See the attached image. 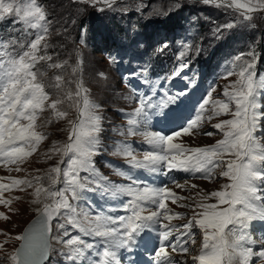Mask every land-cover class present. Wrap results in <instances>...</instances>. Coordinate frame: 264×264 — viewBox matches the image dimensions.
Instances as JSON below:
<instances>
[{"label": "snow or ice", "instance_id": "6c2138e0", "mask_svg": "<svg viewBox=\"0 0 264 264\" xmlns=\"http://www.w3.org/2000/svg\"><path fill=\"white\" fill-rule=\"evenodd\" d=\"M91 5L103 4L107 8L115 0H82ZM206 5L234 9L244 20H252L253 14L264 10V0H202ZM104 10V9H100ZM9 16L16 18L15 22L24 27L25 42L16 39L0 38V164L5 167L17 165L16 171H21L19 164H23L36 152L38 146L47 138L42 131L43 124L38 123L42 114L50 110L52 118L59 120L67 117L68 113L61 110L66 102L75 107L77 116L70 120L68 142L57 146L53 142L49 153H61L60 163L68 157L67 165L61 168L59 164L48 170L44 176H36L32 180L0 177V205L10 206L12 199L4 197L5 191L20 188L36 187L33 192V203L40 204L37 208L36 219L22 234L15 236L20 242L19 247L3 256L8 264H46L52 247L50 241L56 240L53 235V221L57 229H65L64 236H68L66 225L75 227L83 237L100 239L102 248H96L93 242H88L81 235H73L64 241L67 249L65 260L72 264L85 261L88 264H121L117 251L114 249H129L135 247L138 238L145 230L155 233L158 247L152 257L154 264H177L172 253H188V243H196L198 229L203 234L199 254L192 257V264H251L254 258L264 264V240L259 241L260 250L254 251L256 244L250 234L251 222L264 221V144H261L255 133L260 127V120L264 113L260 111V96L264 92V76L257 77L255 63H247L238 73V79L224 89L226 100H212L215 89L208 92L207 97L199 104L198 110L192 118L177 124L169 134L162 131L138 132V126L147 124L146 109L167 108L175 102V97H168L158 105L150 103V97L140 96L138 107L129 114L127 135H141L144 141L152 146V151H146L143 159H138L132 148L124 144L118 147L114 155L127 158V163L137 169H147L153 173L166 168L164 175L169 172L184 171L199 173L202 179L214 180L216 169L221 177L228 178L229 183L221 186L218 191H212L201 197L207 201L216 198V203L197 202L196 207L202 211L194 212L182 225L172 223L173 219L181 218L185 214L174 212L166 203L185 199L167 186L141 184L133 181L130 184H116L111 182L105 186L102 181L107 177L99 174L94 167L93 157L97 155L98 136L101 131V117L95 111V105L88 95V89L79 79L66 80L63 70L68 61L54 62L53 56L47 50L50 45L47 37L50 35L47 12L39 0H0V20ZM227 28L232 24L225 25ZM34 30V31H30ZM34 38L28 39V37ZM241 56H237L239 61ZM114 61V58H112ZM44 62L46 69L61 70L46 83L38 65ZM79 62L72 67L73 74L79 71ZM233 73L228 72L231 76ZM103 76V73H100ZM75 83L73 92L68 85ZM47 88L55 90L53 98ZM235 105L233 111L230 105ZM211 105V114L205 115ZM231 113V119L221 120L213 127L223 134V139L204 147L188 148L174 140L181 136H190L198 131L205 120L214 116ZM51 122V120L47 121ZM212 136V132H205ZM229 155L234 158L225 159ZM52 158L51 155L48 156ZM11 171V169H9ZM90 173L91 183L98 184L102 192L115 196H128L130 199L123 204L127 215L113 218L104 212L90 215L86 209L77 211L71 201L82 199V191L89 188V177H81V172ZM118 174L125 175L118 170ZM62 177V180H61ZM48 181L45 186L42 181ZM179 188L185 185L177 184ZM63 184L59 190H52L57 184ZM195 188V185H191ZM19 199V197H16ZM145 205L155 206V211H146ZM226 205V207H221ZM188 207L189 205H180ZM11 210V209H10ZM0 218L9 217L0 212ZM167 221V223H165ZM174 237V239H173ZM247 242V244H246ZM3 244H0V249ZM171 248V253L169 252ZM96 249L97 259L92 260L88 250ZM180 264H184L181 256Z\"/></svg>", "mask_w": 264, "mask_h": 264}, {"label": "rangeland", "instance_id": "374dc122", "mask_svg": "<svg viewBox=\"0 0 264 264\" xmlns=\"http://www.w3.org/2000/svg\"><path fill=\"white\" fill-rule=\"evenodd\" d=\"M39 3L46 10L50 25V35L47 37V42L50 45L47 50L48 54L53 56L54 62L68 61L63 70L65 79L81 80L88 89L89 98L97 105L95 111L101 117V131L98 136L97 155L93 157V164L100 175L107 177V181L101 183L107 186L108 182L116 185L138 181L141 186L145 183L167 186L177 195L185 197L176 203H172L171 199L166 201L174 212L185 214L181 218L173 219L172 223L178 226L186 223L194 212L202 211L196 207L197 202L216 203L214 197L209 196L207 201H201V197L212 191H218L222 185L229 183L228 178L219 175L222 169H216L214 173L216 178L209 181L202 179L199 173L193 174L176 170L165 176L163 173L166 168L161 166V171L157 172L159 178L156 176L152 180L156 181V184H153L150 180L156 172L132 167V173L126 174L127 180L123 179L124 183H121L117 180V178H121L118 170L128 173L126 169H129L131 165L127 163L126 157L114 155V153L118 147H122L124 144L132 148L138 159H143L146 151L153 150L141 135L126 134L129 114L138 107L140 96L150 97V103L154 106L161 104L168 97H175V102L170 103L167 108L146 109L148 112L147 124L142 122L137 129L138 132L162 131L161 120L167 118L168 115L177 118V114L183 111L184 116L178 122L177 119L168 118L167 130L162 132L169 134L177 124L195 115L199 104L207 97L210 90L215 89L211 96L212 100H226L225 87L231 91V85L239 78V70L245 64L255 63L257 77L264 76V62L262 61L264 56V10L253 14V19L249 21L244 20L234 9L206 5L202 0H115L111 8H107L103 4L94 6L84 3L82 0H39ZM15 21L14 16L0 20V38L16 39L18 44L24 43L25 26ZM227 24H232L233 27H225ZM144 26L147 27L144 28ZM32 38L34 35L28 37V39ZM97 47H101L102 51H95ZM171 56L179 62L196 61L202 67L187 70L184 89L180 91L172 89L170 93H167L163 78L169 71L168 61ZM237 56H241L239 61L236 60ZM78 62L80 64L79 71L73 74L71 69ZM38 67L41 71L46 72L43 77L46 83H51V78L55 74L61 73V70L46 69L44 62H41ZM150 71L153 72L152 80L146 77L147 72ZM229 71L233 73L231 76L228 75ZM100 73L104 75L101 76ZM68 87L73 92L75 91V83H70ZM46 90L55 98L54 89L47 88ZM261 105H264V102ZM230 107L233 111L235 110L234 104ZM61 110L67 111L68 115L59 120L52 118L50 110H46L42 114L38 123L44 125L41 130L47 134V138L40 143L31 157L23 164H19L21 171H16L17 165L5 167L0 164V177L11 176L32 180L36 176H44L50 168L58 164L62 169L66 167L68 157H64V163H60L61 153L52 155L49 153V149L53 146V142H58L57 146L68 142L70 131L68 122L76 119L77 111L67 102L62 105ZM260 111L264 113V107H261ZM210 114L211 105L208 106L205 115ZM231 118V113L214 116L211 120H205L203 126L192 135L181 136L174 142L188 148L212 145L217 140L223 139V134L213 125L221 120ZM49 120L51 122H47ZM205 132H212L213 135L207 136L204 134ZM255 135L260 143L264 144V118L260 120V127ZM49 155L52 156L51 159L48 158ZM229 158L234 157L225 156V159ZM80 175L89 177V188L82 191L81 200L71 201L77 207V211L86 209L90 215L104 212L113 218L127 215L125 211L122 212L121 209L115 207V201L121 198L120 202L126 198L125 202H127L130 197L120 195L113 197L111 193L107 196H100L105 193L99 190L98 184L91 183V174L82 171ZM173 179L177 184L185 185V187H177L172 182ZM0 182L10 183L8 180ZM42 183L45 186L48 185L46 179ZM191 185L196 187L192 188ZM21 187L24 189L23 191L17 188L5 191L3 194L5 198L12 199V204L7 207L0 205V212L9 217L7 220L0 218V244H3V248L0 249V264H8L3 256L14 251L18 243L15 236L21 233L26 223L37 212L36 209L41 207L40 204L32 202L35 199L33 196L35 183L31 188ZM61 187H63L62 183L54 186L52 190L56 191ZM261 195H264V192ZM100 203L107 211L95 206ZM182 204L189 206L181 207ZM221 207H226V205H221ZM96 208L98 211L95 210ZM145 209V215L156 210L152 205H145ZM259 221H261L259 233L263 232L264 234V221ZM61 222H63L62 219L53 221V235L57 239L51 240L53 253L50 264L66 262L65 239L73 235L82 236L75 227L68 225H66L68 236H64L65 229L55 227L57 223ZM253 222H258V220L252 221V224ZM194 231L196 243L194 245L191 242L188 243L189 252L172 253L176 257L177 264H180L181 256L184 264H192V257L199 254L203 234L198 229H194ZM249 231L255 235L253 240L258 241L256 230ZM146 232L149 230L141 233L140 238ZM82 238L88 241L87 238L83 236ZM88 238L92 242L100 243L99 238ZM140 238H138L136 246L131 248L134 253L141 251L147 254L150 250L157 248H154L155 245L147 246L145 241H140ZM259 246L258 241V246L251 247L256 251L255 249ZM101 247L103 245L96 246V248ZM149 248L151 249L148 250ZM114 250L122 251L124 256L123 258L120 256L122 264L128 263L126 254L130 248ZM168 250L171 253V248ZM90 252L91 250H88L89 255H91ZM152 257L149 255L152 264H154ZM67 262L72 264L71 261ZM77 264H88V262L81 261ZM251 264H260V261L254 258Z\"/></svg>", "mask_w": 264, "mask_h": 264}, {"label": "bare ground", "instance_id": "6f19581e", "mask_svg": "<svg viewBox=\"0 0 264 264\" xmlns=\"http://www.w3.org/2000/svg\"><path fill=\"white\" fill-rule=\"evenodd\" d=\"M181 59V58H180ZM185 66V63L183 61L179 62L178 61V65L176 67V71H175V79L172 82V84L177 83L178 85H180L181 82V73H182V69ZM158 177V175H156ZM37 213V212H36ZM91 256L96 255V249L91 250ZM140 256H143L142 254Z\"/></svg>", "mask_w": 264, "mask_h": 264}, {"label": "water", "instance_id": "95a60500", "mask_svg": "<svg viewBox=\"0 0 264 264\" xmlns=\"http://www.w3.org/2000/svg\"><path fill=\"white\" fill-rule=\"evenodd\" d=\"M37 215H38V213H36L34 216H33V218H31L27 223H26V225L23 227V229H22V231H21V234L25 231V229L36 219V217H37ZM19 244H20V242H18V244H17V246L15 247V249L16 248H18L19 247Z\"/></svg>", "mask_w": 264, "mask_h": 264}, {"label": "trees", "instance_id": "16d2710c", "mask_svg": "<svg viewBox=\"0 0 264 264\" xmlns=\"http://www.w3.org/2000/svg\"><path fill=\"white\" fill-rule=\"evenodd\" d=\"M41 1V0H40ZM147 26H144V28H146ZM262 45V44H261ZM99 51V50H101V48H95V51ZM102 51V50H101ZM170 59H173V57L171 56V58ZM263 62H264V56H263V60H262ZM204 63H206V62H204ZM198 64H200V63H198Z\"/></svg>", "mask_w": 264, "mask_h": 264}]
</instances>
